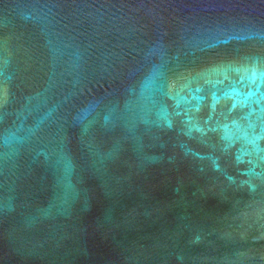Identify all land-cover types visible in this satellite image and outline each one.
<instances>
[{
  "label": "water",
  "instance_id": "water-1",
  "mask_svg": "<svg viewBox=\"0 0 264 264\" xmlns=\"http://www.w3.org/2000/svg\"><path fill=\"white\" fill-rule=\"evenodd\" d=\"M0 264H264V0H0Z\"/></svg>",
  "mask_w": 264,
  "mask_h": 264
}]
</instances>
